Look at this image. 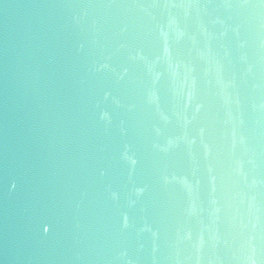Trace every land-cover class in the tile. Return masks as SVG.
<instances>
[{
    "label": "water",
    "instance_id": "95a60500",
    "mask_svg": "<svg viewBox=\"0 0 264 264\" xmlns=\"http://www.w3.org/2000/svg\"><path fill=\"white\" fill-rule=\"evenodd\" d=\"M0 264H264V0H0Z\"/></svg>",
    "mask_w": 264,
    "mask_h": 264
}]
</instances>
